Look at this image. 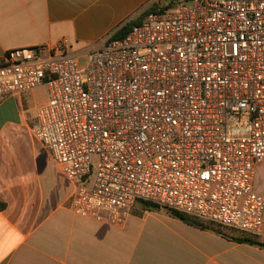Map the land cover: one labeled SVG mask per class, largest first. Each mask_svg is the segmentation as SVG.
Instances as JSON below:
<instances>
[{
  "label": "built area",
  "instance_id": "2783aa9c",
  "mask_svg": "<svg viewBox=\"0 0 264 264\" xmlns=\"http://www.w3.org/2000/svg\"><path fill=\"white\" fill-rule=\"evenodd\" d=\"M182 1L108 38L86 67L66 39L9 51L0 98L47 89L32 131L74 184L76 215L123 227L145 201L259 236L264 0Z\"/></svg>",
  "mask_w": 264,
  "mask_h": 264
},
{
  "label": "crops",
  "instance_id": "0c3cea01",
  "mask_svg": "<svg viewBox=\"0 0 264 264\" xmlns=\"http://www.w3.org/2000/svg\"><path fill=\"white\" fill-rule=\"evenodd\" d=\"M154 0H0V59L61 40L81 60ZM34 91L0 98V264H264V229L245 235L137 203L123 227L76 215L74 184L34 137ZM255 191L264 198V191ZM65 180L61 186L57 179ZM71 188V190H70ZM258 243V244H257Z\"/></svg>",
  "mask_w": 264,
  "mask_h": 264
},
{
  "label": "trees",
  "instance_id": "16d2710c",
  "mask_svg": "<svg viewBox=\"0 0 264 264\" xmlns=\"http://www.w3.org/2000/svg\"><path fill=\"white\" fill-rule=\"evenodd\" d=\"M166 10V8H157L156 5L150 7L148 10H145L136 20L134 21H131L129 22L128 24H126L121 30H119L117 33H115L111 38L112 39H119V38H123L124 36L127 35V33L134 27V26H137L139 24L142 23V21L152 12H155V11H164ZM139 203H142L144 204L146 207L148 208H153V209H158V208H161L159 207L158 205L156 204H153V203H150V202H145V201H140ZM6 207V205L4 203H1L0 202V210H4ZM171 213V215L175 216V217H178L180 219H182L183 221L189 223V224H192V225H196V226H199V227H203V225L200 223L202 221L198 220V219H195V218H192L190 216H187V215H184V214H181V213H178V212H175V211H169ZM258 244V243H257ZM260 246H263V244H258Z\"/></svg>",
  "mask_w": 264,
  "mask_h": 264
},
{
  "label": "rangeland",
  "instance_id": "374dc122",
  "mask_svg": "<svg viewBox=\"0 0 264 264\" xmlns=\"http://www.w3.org/2000/svg\"><path fill=\"white\" fill-rule=\"evenodd\" d=\"M182 2H183L182 0L181 1H178V0H154L153 6L156 5L157 8H164V9L166 8V10H174L179 5L186 4V2H183V3ZM89 56L90 55H88V54L81 55V66L82 67L88 66V63L90 60ZM46 93H47V89L45 87H43L40 90V98H42V99L46 98ZM99 162H100L99 156H93L92 157V165L93 166L97 165ZM57 181L61 186L65 185V183H66L65 180L60 179L59 177H58ZM256 186H257L258 191H264V168H261L258 171ZM70 190H71V188H70Z\"/></svg>",
  "mask_w": 264,
  "mask_h": 264
}]
</instances>
